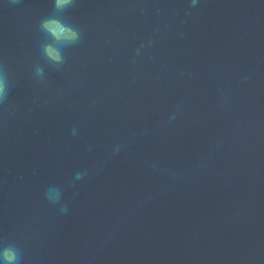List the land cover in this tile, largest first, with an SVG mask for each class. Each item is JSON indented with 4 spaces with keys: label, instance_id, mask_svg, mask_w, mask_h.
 <instances>
[{
    "label": "clouds",
    "instance_id": "9594fccd",
    "mask_svg": "<svg viewBox=\"0 0 264 264\" xmlns=\"http://www.w3.org/2000/svg\"><path fill=\"white\" fill-rule=\"evenodd\" d=\"M20 2L21 0H12V3ZM75 2L76 0H53V13L42 18L38 24L44 37L39 44L41 56L45 64L56 72H60L66 62L64 50L79 45L83 40L82 31L64 16L68 9L75 6ZM192 4L195 6L196 0H192ZM33 78L45 84V67L34 65ZM10 89L8 69L0 64V105L7 102ZM85 174L77 173L76 179H81ZM21 260L22 250L16 244L9 243L0 247V264H21Z\"/></svg>",
    "mask_w": 264,
    "mask_h": 264
}]
</instances>
